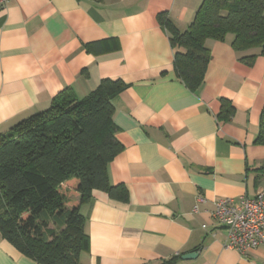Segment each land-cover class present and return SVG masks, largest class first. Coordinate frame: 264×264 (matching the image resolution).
Wrapping results in <instances>:
<instances>
[{
  "label": "crops",
  "instance_id": "0c3cea01",
  "mask_svg": "<svg viewBox=\"0 0 264 264\" xmlns=\"http://www.w3.org/2000/svg\"><path fill=\"white\" fill-rule=\"evenodd\" d=\"M202 0H7L0 6V135L46 110L70 88L77 99L104 79L128 87L113 100L122 151L107 168L126 202L94 190L80 206L89 239L80 264H264V249L240 255L211 218L214 202L264 192V146L256 145L264 107V57L251 65L223 42L207 40L204 82L177 79L170 31L183 32ZM115 39L117 50L88 45ZM220 100L234 112L220 121ZM198 197L203 199L198 201ZM197 211L194 212V209ZM195 253L190 260L186 254ZM0 264H38L0 235Z\"/></svg>",
  "mask_w": 264,
  "mask_h": 264
},
{
  "label": "trees",
  "instance_id": "16d2710c",
  "mask_svg": "<svg viewBox=\"0 0 264 264\" xmlns=\"http://www.w3.org/2000/svg\"><path fill=\"white\" fill-rule=\"evenodd\" d=\"M163 17L159 21L170 31L174 73L191 92L204 82L207 40L223 42L231 35L237 54L258 51L239 58L246 65L264 57V0H202L183 32ZM88 49L101 53L117 50L118 44L102 40ZM127 87L121 80L104 79L82 99L66 88L46 110L0 135V235L38 264H80L79 255L89 247L80 206L92 191L127 201L126 189L111 185L107 173L122 151L112 102ZM220 104L217 119L227 122L234 110L228 101ZM254 143L264 146V107ZM257 172L264 177V167Z\"/></svg>",
  "mask_w": 264,
  "mask_h": 264
},
{
  "label": "built area",
  "instance_id": "2783aa9c",
  "mask_svg": "<svg viewBox=\"0 0 264 264\" xmlns=\"http://www.w3.org/2000/svg\"><path fill=\"white\" fill-rule=\"evenodd\" d=\"M7 0H0L4 7ZM198 201L203 199L198 197ZM197 208L194 209V212ZM213 221L227 232L226 247L245 255L247 252L264 249V192L253 198L242 196L237 200L223 199L214 202L211 212Z\"/></svg>",
  "mask_w": 264,
  "mask_h": 264
},
{
  "label": "water",
  "instance_id": "95a60500",
  "mask_svg": "<svg viewBox=\"0 0 264 264\" xmlns=\"http://www.w3.org/2000/svg\"><path fill=\"white\" fill-rule=\"evenodd\" d=\"M196 254L195 253H190V254H186L182 257V260H190L195 258Z\"/></svg>",
  "mask_w": 264,
  "mask_h": 264
},
{
  "label": "rangeland",
  "instance_id": "374dc122",
  "mask_svg": "<svg viewBox=\"0 0 264 264\" xmlns=\"http://www.w3.org/2000/svg\"><path fill=\"white\" fill-rule=\"evenodd\" d=\"M53 227L58 228L57 225H51V224H50V229H53Z\"/></svg>",
  "mask_w": 264,
  "mask_h": 264
}]
</instances>
